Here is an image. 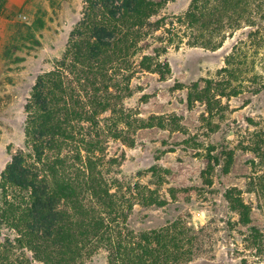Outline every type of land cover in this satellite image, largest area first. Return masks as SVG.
Returning a JSON list of instances; mask_svg holds the SVG:
<instances>
[{
	"label": "rangeland",
	"instance_id": "obj_1",
	"mask_svg": "<svg viewBox=\"0 0 264 264\" xmlns=\"http://www.w3.org/2000/svg\"><path fill=\"white\" fill-rule=\"evenodd\" d=\"M241 1L230 20L219 6L209 32L182 40L168 24L194 0L169 2L151 20L163 23L140 45L128 81L108 71L98 130L89 136L91 123L84 132L76 126L83 153L68 167L92 183L76 209L59 201L73 224L87 221V206L90 218L112 225L113 239L134 248L143 233L169 229L186 244L169 264H264V0ZM84 3L27 0L0 11V264H43L6 218L2 174L12 156L29 153L24 107L36 78L63 57ZM192 35L196 46L186 44ZM146 55L150 66L141 64ZM230 199L248 207V221ZM84 231L76 239L87 241ZM100 237L79 264H109L108 235Z\"/></svg>",
	"mask_w": 264,
	"mask_h": 264
},
{
	"label": "trees",
	"instance_id": "obj_2",
	"mask_svg": "<svg viewBox=\"0 0 264 264\" xmlns=\"http://www.w3.org/2000/svg\"><path fill=\"white\" fill-rule=\"evenodd\" d=\"M171 1L85 0L82 17L70 34L63 57L53 70L36 81L25 105L24 150L29 153L20 151L12 156L2 181L6 218L15 222L21 236L43 264L82 263L87 251L103 242L100 235H108L109 264H169L178 263L184 256L180 250L186 244L172 237L169 229L143 233L139 237L141 244L134 248L132 241L113 239L112 225L104 226L103 219L90 218L92 211L86 210L87 206L81 205L87 221L76 224L58 210L60 200H73L76 209L86 195L85 184L92 183L90 177L80 180L73 175L71 165L68 167L72 157L74 162L81 160L83 153V143L76 141V126L82 124L84 132V123H91L89 136L95 129L93 126L98 130L97 118L107 104L106 74L110 70L115 72L109 77L112 81L120 77L128 81L126 74L135 66L131 60L139 54L140 45L148 44L154 38V26L163 23L151 20ZM6 3L7 0H0L1 12ZM242 4L241 0H194L186 14L171 19L168 33H173L177 27L178 39L186 38L191 30L196 32L195 36L207 33L219 6V13L230 20L233 11ZM191 38L193 42L186 44L198 45V38L194 35ZM152 60L143 56L141 64L150 66ZM94 143L92 140L89 147L95 148ZM87 172L89 174L90 169L87 168ZM76 189L79 194L75 193ZM229 202L243 219L249 220L246 205L234 199ZM79 227L84 228L82 236L87 241L76 239Z\"/></svg>",
	"mask_w": 264,
	"mask_h": 264
},
{
	"label": "crops",
	"instance_id": "obj_3",
	"mask_svg": "<svg viewBox=\"0 0 264 264\" xmlns=\"http://www.w3.org/2000/svg\"><path fill=\"white\" fill-rule=\"evenodd\" d=\"M27 3V0H7V3H6V7L7 8H10L11 10L13 9V8H22L25 4ZM81 16H82V13H81ZM28 18V17H27ZM80 21V20H79ZM78 21V22H79ZM78 22L75 24V26H74V28L76 27V25L78 24ZM74 28L71 30V32L74 30ZM71 32L69 33V36H68V40H69V37H70V34H71ZM67 44H68V41H67ZM67 46V45H66ZM65 50H66V48H65ZM65 50H64V52H63V54L65 53ZM62 54V55H63ZM59 59H57L56 61H55V63L58 61ZM55 63H54V65H55ZM52 70H53V68H52ZM51 71V70H50ZM50 71H47V72H50ZM47 72H44V73H47ZM44 73H42V74H44ZM41 74V75H42ZM41 75H39V76H41ZM38 76V77H39ZM38 77L36 78V81H37V79H38ZM36 81H35V83H34V86H35V84H36ZM34 86L32 87V90H33V88H34ZM32 90H31V92H32ZM24 111H25V107H24ZM25 133V132H24Z\"/></svg>",
	"mask_w": 264,
	"mask_h": 264
}]
</instances>
